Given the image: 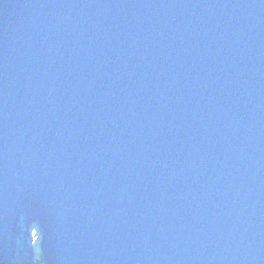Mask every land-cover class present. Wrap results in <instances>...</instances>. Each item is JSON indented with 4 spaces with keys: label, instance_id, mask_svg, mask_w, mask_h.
<instances>
[{
    "label": "water",
    "instance_id": "1",
    "mask_svg": "<svg viewBox=\"0 0 264 264\" xmlns=\"http://www.w3.org/2000/svg\"><path fill=\"white\" fill-rule=\"evenodd\" d=\"M0 264H264V0H0Z\"/></svg>",
    "mask_w": 264,
    "mask_h": 264
}]
</instances>
